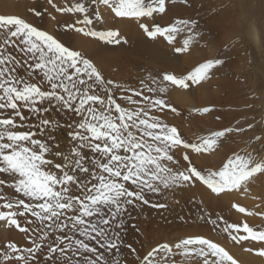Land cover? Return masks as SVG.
I'll return each instance as SVG.
<instances>
[{"label":"rangeland","instance_id":"374dc122","mask_svg":"<svg viewBox=\"0 0 264 264\" xmlns=\"http://www.w3.org/2000/svg\"><path fill=\"white\" fill-rule=\"evenodd\" d=\"M75 2L80 0H0V17H19L36 29L57 36L70 50L90 60L106 81L120 85L117 88L99 83L92 91L93 84L98 82L85 81L83 88L87 94L99 97L89 102V112L97 116V121L80 120L71 111L66 112L63 104L39 117L33 113L36 121H53L50 128L54 131L37 138L46 139L49 145L59 144L49 156L51 164L46 165L55 179L50 187L46 184L37 195H32L14 172L7 167L0 172V264L74 262L72 256L85 252L83 245L93 235L88 225L99 227L103 219L99 215L88 217L87 211L99 207L108 215L116 210L123 218L124 214L118 213L114 204L93 205L89 199H98L107 186L123 193L118 202L128 198V205L134 202L135 209L142 206L146 211L145 231L150 239L148 243L155 242L154 250L150 257L145 254L148 252L145 247L143 252V246L140 245L142 250L136 246L141 254L134 264H208L206 255L215 257V264H251L256 257L264 264V108L261 101L262 97L264 101V0H242L244 18L240 24L233 9L238 1L233 0H188V5L180 0L175 3L166 0L165 13L141 18L161 27L176 19L198 20L201 35L184 53H176L174 49L182 46L186 33L177 34L171 45L162 37L149 39L138 29L134 18L115 17L110 9L92 5L91 0L83 2L91 11L98 7L108 27L120 29L128 43L110 44L75 29L65 30L66 22L82 17L59 9L65 3ZM32 9L43 15L35 14ZM219 16L226 19L222 24ZM124 21L131 24L124 28ZM251 21L254 28L251 27L247 37L245 29L248 30ZM76 27H85L87 31V26ZM14 31L15 26H0V60L7 62L0 64V68L11 69L13 77L29 86L32 83L41 86L42 77L32 73L29 67L34 63L27 52L29 45L22 37L13 36ZM140 39H144L146 52L139 48ZM221 58L225 63L216 67L210 78L198 84L189 81V88L167 82L166 86L162 81L155 84L148 78L150 74L159 79L165 72L184 77L203 62ZM187 60L193 66L184 63ZM172 64H177L179 70L172 69ZM76 80L79 81L78 75ZM141 87L144 91L138 96ZM161 88L165 90L162 92ZM177 88L186 91L191 102L184 101ZM200 96L204 106L197 104ZM229 98L236 100L235 103H229ZM207 108L211 111H205ZM20 110L23 111V104ZM9 117L16 119L9 109H0V120ZM78 122L85 125V131L81 132L82 140L73 147L74 141L66 133ZM89 122H102L104 127L97 126L95 132H89ZM61 124L68 127L61 129ZM109 125H115V129ZM8 129L25 131L13 129L11 125ZM53 135L55 141L51 139ZM171 145L181 150L178 161L163 155L162 147L170 151ZM87 149L92 151L85 159L80 154ZM73 150L77 157L71 155ZM56 153H62L63 158ZM61 164L64 167H58ZM154 182L162 185L154 192L166 207L161 210L153 207L154 211L149 212L151 207H145L143 194ZM192 182L207 189L214 198L191 195L193 189L199 190ZM226 194L231 196V201L225 199ZM231 209L237 214L230 213ZM161 211L165 214L158 219L156 214ZM114 224L116 221L111 220L110 226ZM132 227L134 233L122 239V250L134 241L137 226ZM108 241L118 243L111 237ZM174 258L181 260L172 262Z\"/></svg>","mask_w":264,"mask_h":264},{"label":"snow or ice","instance_id":"6c2138e0","mask_svg":"<svg viewBox=\"0 0 264 264\" xmlns=\"http://www.w3.org/2000/svg\"><path fill=\"white\" fill-rule=\"evenodd\" d=\"M172 2L175 3L176 0H172ZM180 2L188 5V0H180ZM91 4L104 5L111 10L115 17L134 18L138 29L149 39L162 37L171 45L176 41L177 34L186 33V36L182 39V46L175 47L174 51L176 53L188 51L193 41L201 35L197 29L198 20L176 19L174 23L167 27H161L158 24L144 22L141 19L152 18L154 13H165L166 0H149L148 3L145 0H91ZM65 5L59 9L62 13L82 17L74 18L72 22H66L64 25L65 30L75 29L86 35L98 37L101 41L110 44L128 43L127 37L121 34L120 29L108 27V21L98 7L95 11H91L83 0L72 4L65 3ZM32 11L37 15H43L41 11L36 9H32ZM4 25L15 26L16 31L13 32V36L22 37L23 41L29 45L27 52L34 61L29 67L32 73H37L42 79L41 86H38L37 83H32L29 86L23 80H17L13 77L11 69L4 71L0 68V109H9L16 117V119L9 117L6 120H0V126H2L0 127V172L5 171L7 167L17 177L21 178L25 190L32 195H37L41 189L45 188L46 184L50 187L51 181L55 179L48 173L46 165L51 164L49 156L52 154V149L59 148V144L49 145L46 139L37 138L38 136L43 137L45 132L54 131V129L50 128L53 121L43 120L40 122L36 121L35 117L51 111V108L58 107V104H63L66 112L71 111L74 115L79 116L80 120L97 121V116L89 112V102L98 100L99 97L87 94L83 88L85 81L95 80L98 82L93 84L92 91L96 90L99 83H108L117 88L120 85L114 81H106L90 60L82 58L78 51L70 50L57 36L42 32L19 17H0V26ZM76 25L87 26V31H85V27L77 28ZM98 28L103 30H97ZM4 63L7 62L0 60V64ZM224 63L225 61L222 58L203 62L184 77H177L171 72H165L159 79L151 77L150 74L148 78L151 83L155 84L162 81L164 84L167 82L177 87L189 88V81L198 84L202 80L210 78L212 71ZM77 75L79 81L76 80ZM150 90L154 91V89ZM164 90V88H161L162 92ZM143 91L144 88L141 87L137 95H141ZM82 92H84V96L81 95ZM21 104H23V111L20 110ZM205 111H211V108H207ZM25 112L29 115L25 116ZM33 113H35V117ZM25 121L33 122L25 123ZM8 125H11L13 129L23 128L25 131L9 130ZM59 126L61 129L68 127L66 124ZM97 126L101 129L104 127L102 122L95 124L89 122L87 131L95 132ZM109 127L115 129V125H109ZM83 131H85V125L78 122L76 127L66 133L68 139L74 141L73 147H76L82 140L81 132ZM103 135L109 136L108 133ZM95 138L100 140V136ZM51 139L55 141V136L53 135ZM29 144H31V147L28 146ZM91 151L92 149H87L80 155L87 159L88 152ZM56 155L63 158L62 153H56ZM71 155L77 157L78 154L73 150ZM58 167H64V165L61 164ZM104 187V185L101 186L102 189ZM122 196V192L117 191L112 186H107V190L102 191V194L98 195V199L92 197H89V199L92 200L93 205L111 203L119 211H126V207H122L118 203V199ZM37 198L39 197L37 196ZM97 215L103 217V219L99 221V227L91 223L88 225L92 228L93 235L83 245V250L88 256H91L93 252L102 253L105 247L109 249L110 253L118 252L123 243L118 231L124 227L123 219L117 215L116 210L108 215L101 211L99 207L86 212L88 217ZM111 220L117 221L114 226H110ZM106 225L110 226L107 230L104 229ZM100 237H104L105 240L111 237L118 243H112L111 241L108 244L98 242ZM156 251H159V248ZM213 258L215 259V257ZM116 264H119L118 260Z\"/></svg>","mask_w":264,"mask_h":264},{"label":"bare ground","instance_id":"6f19581e","mask_svg":"<svg viewBox=\"0 0 264 264\" xmlns=\"http://www.w3.org/2000/svg\"><path fill=\"white\" fill-rule=\"evenodd\" d=\"M234 1H238V2H236V3H234V5H233V9H236V18H237V21H239V24L242 22V18H244V16L241 14V4H242V0H233V2ZM235 4H237V5H235ZM239 4V5H238ZM221 5V4H220ZM237 6H239V7H237ZM233 14V13H232ZM219 18V22L222 24L226 19L225 18H223L222 16L220 17H218ZM124 19V18H123ZM232 21V20H231ZM236 21V22H237ZM217 22V21H216ZM218 22V25L217 26H219V23ZM118 23H120V22H118ZM126 23V24H125ZM235 23V22H234ZM238 23V22H237ZM124 24L125 25H122V26H124V28H125V26L127 25V26H129L131 23H130V21H128V22H125L124 21ZM117 25V24H116ZM120 26H121V24H120ZM132 26V25H131ZM221 26V25H220ZM240 26V25H239ZM249 27H248V30H246L245 29V33H246V36L247 37H249L250 36V30H251V27H253V22L251 21L250 23H249V25H248ZM119 27V26H118ZM123 28V29H124ZM240 28H243V27H240ZM254 28V27H253ZM121 29H122V27H121ZM135 29V28H134ZM227 29V28H226ZM126 30V29H125ZM242 30V29H241ZM133 31V30H132ZM135 32V31H134ZM245 35V34H244ZM254 35L255 36H257V33H256V29L254 30ZM138 43H139V45L141 46V47H139L140 48V50H144L145 52H146V49H145V47H146V45L144 44V39H140L139 41H138ZM166 58V57H165ZM190 58V57H189ZM192 58V57H191ZM191 60V59H190ZM184 63H188V64H190V65H192L193 64V62H191V61H189V60H187V61H185ZM193 66V65H192ZM170 67H172V69H175V70H179V68H178V65L177 64H172V66H170ZM174 70V71H175ZM179 72V71H178ZM181 73V72H180ZM167 84V83H166ZM165 84V85H166ZM152 85V84H151ZM150 86V85H149ZM167 86V85H166ZM203 87V86H202ZM181 93H180V95H181V98H184V101H189V102H191L190 100H189V98L187 97V92L186 91H184V92H182V90L180 89V88H177ZM256 92V91H255ZM165 93H166V91H165ZM175 96V95H174ZM263 99V97L261 98V101L263 102V104H262V106H263V108H264V101L262 100ZM155 100V99H154ZM159 100V99H158ZM216 100V99H215ZM230 100V102L229 103H235V101H234V99H232V98H229L227 101H229ZM203 97L202 96H200L199 97V99L197 100V104L199 105V106H204V104H203ZM261 102V103H262ZM194 103V102H193ZM212 103V102H211ZM217 104V103H216ZM170 108V107H169ZM171 110V109H170ZM165 112V111H164ZM174 117V116H173ZM172 116H171V118L170 119H173L174 120V118H173ZM176 120V119H175ZM171 121V120H170ZM183 121V120H182ZM185 122V121H184ZM167 131L169 130V129H166ZM158 133H159V130L157 131ZM169 132V131H168ZM262 133H264V128H263V132ZM147 134V133H146ZM159 136V135H158ZM157 136V137H158ZM162 137V136H161ZM158 141H160V140H158ZM176 141V140H175ZM173 143V142H172ZM171 144V143H170ZM160 145V144H159ZM160 148H161V146H160ZM159 149V148H158ZM162 152H163V155L164 154H166L170 159H173V160H176V161H178L179 159H180V152H181V150H180V148L179 147H177L176 145H171V147H170V151H167L164 147H162ZM162 154V153H161ZM190 182V181H189ZM193 184H194V187H197V189H199L198 191H194L195 189H193L192 191H190V194L191 195H197L198 196V194H200L199 196H201L202 198H207L208 196H210L212 199L214 198V195H212V194H210L208 191H207V189H205V188H202L197 182H192ZM191 185V184H190ZM191 186H193V185H191ZM162 187V185L159 183V182H154L153 184H151L150 185V188H148L147 190H148V192L149 193H146V191L147 190H145V193L143 194V196L144 197H146V204H144L145 205V207L147 208H149V207H151L150 208V211L149 212H151V211H154L153 210V207H154V209H156V207H159L160 209L159 210H161V208L163 207V208H165L166 206L164 205V204H162V201L160 200V196H158V195H156V191L157 190H159L160 188ZM155 191V192H154ZM135 192V191H134ZM181 193V192H180ZM164 196V195H163ZM225 199H228V200H230L231 199V196L229 197V194H226L225 196ZM127 199L128 198H124V199H122L121 201H119L118 203L122 206V207H126V211H119L118 209H117V211H118V213H123L124 215H123V221H124V227L122 228V229H119L118 231H119V234H120V237H121V239H123V237H128V236H130V234L133 232L134 233V227H132V226H137V232H135V235H133L134 236V241L133 242H131L130 244L128 243L125 247H123V250L120 248V250L118 251V252H114V253H110L109 252V249L107 248V247H105V249H104V251L102 252V253H96V252H93V253H91V256H88L85 252H83V251H81V253L80 252H76V254L77 255H74V256H72V258H73V261L74 262H71V263H69V264H116V261L118 260L119 261V264H134V262L136 261V262H138L139 261V254H141V251H140V249H137L136 248V246H138L139 248H141L140 247V245L141 246H143V249H144V247L148 250V252L147 253H145L147 256H150L151 257V252L154 250V245H155V242H153V243H148V241L150 240V239H148V237H147V235H146V231H145V229H146V227H145V225L147 224V222H146V211H145V209L142 207V206H139V207H137L136 209L134 208V206H133V204H134V202H130V203H132V206L131 205H128L129 204V201H127ZM191 199V198H190ZM231 201V200H230ZM255 203V202H254ZM140 205V204H139ZM161 205H162V207H161ZM130 206V207H129ZM248 206V205H247ZM263 206V205H262ZM148 212V213H149ZM230 213H233V214H235L236 213V211L235 210H230ZM163 214H165V212L164 211H161L160 213H158V214H156V216H157V218L158 219H162V215ZM227 214V213H226ZM237 214V213H236ZM240 215V214H239ZM224 217V216H223ZM221 219H222V216H221ZM220 219V220H221ZM225 220V219H224ZM116 221V220H115ZM117 222V221H116ZM225 222V221H224ZM228 222V221H227ZM226 223V222H225ZM226 224H228V223H226ZM115 225V224H114ZM237 226V225H236ZM235 226V227H236ZM178 227V226H177ZM163 229V228H162ZM223 229V228H222ZM164 230V229H163ZM172 230V229H171ZM190 230V229H189ZM40 231V230H39ZM226 233V232H225ZM163 235V234H162ZM187 235V234H186ZM132 237V236H131ZM56 238V237H55ZM174 240H177V238H174ZM61 242V241H60ZM98 242H103V243H105V244H108L109 243V241L108 240H105V239H103V241H101L100 240V238L98 239ZM112 242V241H111ZM84 243V242H83ZM73 244V243H72ZM86 244V243H85ZM122 244H124V243H122ZM154 244V245H153ZM172 244V243H171ZM55 245V244H54ZM130 245V247H128ZM168 245H169V243H168ZM180 245V244H179ZM245 245L246 246H248V242H246L245 241ZM94 246V245H93ZM141 250H142V248H141ZM143 252H145V249L143 250ZM70 254V253H69ZM144 254V255H145ZM235 254H237V253H235ZM240 256V255H239ZM63 257V256H62ZM244 257V256H243ZM57 258V257H56ZM69 258V257H68ZM67 258V259H68ZM161 258V257H160ZM230 258V257H229ZM241 258H242V256H241ZM60 259V258H59ZM132 259V260H131ZM149 259V258H148ZM162 259V258H161ZM207 262H208V264H215V261H216V258L214 259L213 257H211V256H209V255H206V257L204 258ZM243 259V258H242ZM241 259V260H242ZM247 259V258H246ZM249 259V258H248ZM54 260V259H53ZM162 260H164V259H162ZM181 259L179 258V259H177V258H174L173 260H172V262H175V261H177V262H179ZM198 260V259H197ZM70 261H72V260H70ZM134 261V262H133ZM153 261H155V260H153ZM244 261V260H243ZM250 261V260H249ZM57 263V262H56ZM219 263V262H218ZM260 264V263H262V260L260 259V257H256V258H254V262H252L251 264Z\"/></svg>","mask_w":264,"mask_h":264}]
</instances>
